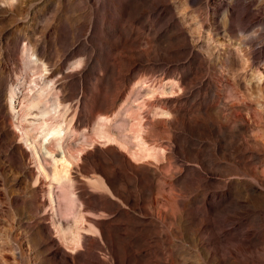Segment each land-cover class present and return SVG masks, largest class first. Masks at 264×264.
I'll return each mask as SVG.
<instances>
[{"label":"rangeland","instance_id":"374dc122","mask_svg":"<svg viewBox=\"0 0 264 264\" xmlns=\"http://www.w3.org/2000/svg\"><path fill=\"white\" fill-rule=\"evenodd\" d=\"M0 264H264V0H0Z\"/></svg>","mask_w":264,"mask_h":264},{"label":"bare ground","instance_id":"6f19581e","mask_svg":"<svg viewBox=\"0 0 264 264\" xmlns=\"http://www.w3.org/2000/svg\"><path fill=\"white\" fill-rule=\"evenodd\" d=\"M43 68L46 70V72H49L48 69H47V67H46V64H43L42 69ZM30 82L32 84L30 83L29 87L27 86L28 88L26 90V95L28 96L27 97L28 98V101L26 100L27 103L25 104V107L27 109H33V108L39 109L40 111L38 110V114L37 115H39L41 117H45L46 115H48L49 113H51V110L52 109L59 108V106L61 105V102H57L59 100L58 97H57V100L55 101V103L51 104V105H53V108H51V110L49 109L50 106L47 108V110H45V109L42 108L43 105L46 106L47 103L49 102V95L52 93V91L54 89L53 83L52 82L50 83L49 80H46L45 75H44V72L41 74V76H39V79L34 78ZM27 98L24 97V99H27ZM58 112H59V110H58ZM99 119H100L101 124H105L108 121H110L111 118L110 117H102L101 116V118H99ZM40 126L42 127V129L44 131V142L42 144V146H43L42 149L44 150V153L45 154H48L49 157H50V155L53 156V153H54V151H52L48 147V143H47V140H48L51 143H54V145L59 150H61L60 152L62 153V155L66 154L65 153V150H64V148L62 146V143H63V140L66 137L67 133H69L70 131L67 130L66 127H64L63 123H61V122H56V123H53V124H48V123H44L43 124L42 123ZM102 137L106 138L107 141H112L113 140V138H111L110 136L104 135ZM146 156H148V154H146ZM55 157H56V155H55ZM66 157H62V158H65L66 159ZM62 158H60V159H62ZM52 159H55V158H52ZM56 159L54 160L55 161L54 162L55 163V166L58 165L57 164V161L58 162H61V161H59L60 160L59 158L56 157ZM65 159H62V160H65ZM70 162L71 161L69 160V162L66 161L65 163H63L64 164L63 166L65 167L64 170H63V166H61L62 167L61 170L63 171L62 172L63 174L59 171V173L62 174L61 175V179L62 178H65V177H68V173H69L68 172V170H69L68 169V166L71 165V164H69ZM57 173H58V171H57ZM57 173L55 174V178L56 179L57 178L59 179L60 178V175H58L59 173L58 174ZM56 176H58V177H56Z\"/></svg>","mask_w":264,"mask_h":264}]
</instances>
